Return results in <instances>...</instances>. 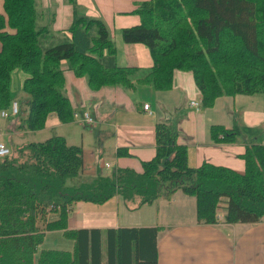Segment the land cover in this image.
I'll return each instance as SVG.
<instances>
[{"label":"trees","instance_id":"1","mask_svg":"<svg viewBox=\"0 0 264 264\" xmlns=\"http://www.w3.org/2000/svg\"><path fill=\"white\" fill-rule=\"evenodd\" d=\"M1 7L0 112L14 101L12 74L19 69L26 98L17 127L25 131L42 129L51 114L62 123L73 120L62 91V60L92 90H168L177 69L192 73L201 107L223 95L264 94V0H139L133 9L139 22L122 28L120 36L147 47L152 62L143 74L137 66L115 64V45L100 18L79 15L74 7L68 37L37 24L35 0H1ZM154 132V155L141 161L140 172L118 167L78 185L66 181L80 175L81 146L58 134L12 146L0 157V264H157L160 227L68 228V212L79 200L103 203L120 195L134 209L180 190L194 196L198 223H216L221 201L227 223L264 221L263 143L246 145L240 155L244 170L238 172L209 162L190 167L173 127L158 121ZM209 132L215 142H232L238 127L212 125ZM128 154L126 147L116 150L117 156ZM50 212L57 217L49 220ZM52 230L70 238L72 248L37 253Z\"/></svg>","mask_w":264,"mask_h":264},{"label":"crops","instance_id":"2","mask_svg":"<svg viewBox=\"0 0 264 264\" xmlns=\"http://www.w3.org/2000/svg\"><path fill=\"white\" fill-rule=\"evenodd\" d=\"M138 1L35 0V4L36 8L38 4L48 9L51 19L45 26L51 32L68 29L74 7L79 15L102 19L115 45V64L137 66L139 74H143L152 62L147 47L142 43H126L120 36L122 28L139 22L133 12ZM66 34L71 35L67 31ZM60 64L64 70L63 88L74 113L88 112L93 123H82L77 117L62 123L51 114L43 129L68 124V134L58 132V135L68 144L81 146L83 167L80 173L87 179L97 173L109 175L118 167L140 172L141 161L154 155V128L158 121L173 127L178 141L186 145L190 167L209 162L242 172L244 160L240 155L246 145L264 144V99L257 97L258 93L219 96L213 106L195 109L189 103L199 100L201 95L190 71L175 69L168 90H155L151 86H104L92 90L85 77L76 76L65 60ZM12 75L11 88L21 90L24 76L18 70ZM143 103L149 105V110L142 107ZM73 122L88 131L78 133L76 128L70 129ZM212 125L227 129L236 126L238 134L232 142H215L209 132ZM11 127L14 130L15 125ZM119 147H126L129 154L117 156ZM111 168L112 171L108 170ZM224 206L219 204L216 223L203 224L196 220L194 196L180 190L134 209L120 195H114L103 203L76 201L68 212L67 226L75 229L158 226L157 264H264V221L227 223Z\"/></svg>","mask_w":264,"mask_h":264},{"label":"rangeland","instance_id":"3","mask_svg":"<svg viewBox=\"0 0 264 264\" xmlns=\"http://www.w3.org/2000/svg\"><path fill=\"white\" fill-rule=\"evenodd\" d=\"M0 10L1 6H0ZM37 24L42 26V25H47L48 26V19H51V15L47 14L48 9H43L37 4ZM62 32V30H55L53 33L58 34ZM61 69L63 70V65L60 64ZM22 76H25V74L17 69ZM16 71V70H15ZM13 71V73L15 72ZM64 72V70H63ZM13 76V75H12ZM65 88V87H64ZM62 89L63 93H65V89ZM14 93V98L15 101L18 103V108H19V115L17 116H8V117H3L0 115V140L5 142L9 149H11L12 146L15 144H20L24 142H29V141H41L49 136L56 135L61 132H65L62 134H68V124H60L61 126H52V127H47L45 129H38L34 131H25L17 127L18 124L22 122L21 117L24 115L25 112V105L23 104L24 99L26 98L25 94L21 90H16L13 92ZM257 97H260L264 99V94L263 93H258ZM10 109V107H9ZM9 109L6 111L8 112ZM79 116L81 113H77ZM50 116V115H49ZM55 117V116H54ZM57 118V117H56ZM49 119V117H48ZM78 120V119H77ZM51 120H49L50 122ZM58 121V119H57ZM15 125L14 130H12V125ZM92 124V123H91ZM76 128L78 133L79 132H87L88 128L81 126L78 122H73L72 126L70 129ZM260 134V131L257 133V135ZM110 171L113 170V168L108 169ZM87 177L86 176H81L78 175L77 177L74 178H68L66 181L67 185H78L82 181H86ZM220 205H225L224 203H220ZM57 217L56 212H50L48 214V219H54ZM104 234H103V240L102 244L105 245V240H104ZM72 243L73 241L70 238H67L62 235L61 231L59 230H52V231H47L44 235V238L42 242L37 246V253L41 249H46V248H58V249H65V250H70L72 248ZM36 253V254H37Z\"/></svg>","mask_w":264,"mask_h":264},{"label":"built area","instance_id":"4","mask_svg":"<svg viewBox=\"0 0 264 264\" xmlns=\"http://www.w3.org/2000/svg\"><path fill=\"white\" fill-rule=\"evenodd\" d=\"M189 104L194 106L195 109H198L199 106H201V100L200 99L199 100H191ZM142 107L145 110H149V105L147 103H143ZM17 112H18V103H17V101H13L10 105L9 111L7 112L5 110H2L0 112V115L3 117H7L8 115L13 116V115L17 114ZM73 117H77L80 122L85 123V124L93 123V118L89 115L88 112H83L81 116H77V114L74 113ZM9 152H10L9 147L6 145L5 142L0 140V157L7 155ZM106 165H108V164H106Z\"/></svg>","mask_w":264,"mask_h":264}]
</instances>
